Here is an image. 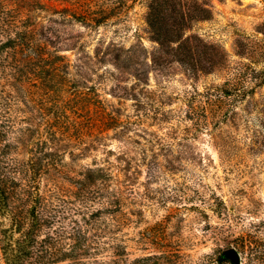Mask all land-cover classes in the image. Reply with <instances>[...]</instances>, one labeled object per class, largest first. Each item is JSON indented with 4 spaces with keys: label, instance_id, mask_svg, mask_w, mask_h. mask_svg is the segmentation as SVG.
<instances>
[{
    "label": "rangeland",
    "instance_id": "obj_1",
    "mask_svg": "<svg viewBox=\"0 0 264 264\" xmlns=\"http://www.w3.org/2000/svg\"><path fill=\"white\" fill-rule=\"evenodd\" d=\"M196 1L211 13L189 32L206 51L205 64L217 48L226 52L224 68L193 72L157 50L147 28L149 0H11L17 25L34 29V40L48 38L45 50L57 64L38 82L7 80L26 110L16 126L29 128L10 156L55 159L42 163L35 181L45 197L50 189L59 220L46 230L102 211L105 197H78L73 185L90 170L115 202L113 217L103 213L111 226L94 232L115 231L129 257L158 255L172 240L178 257L159 264H255L235 240L247 233L261 239L264 252V83L231 107V97L220 101L214 90L243 78L241 48L263 38L264 0ZM252 55L255 67L264 66L260 53ZM229 248L238 263L224 254Z\"/></svg>",
    "mask_w": 264,
    "mask_h": 264
},
{
    "label": "trees",
    "instance_id": "obj_2",
    "mask_svg": "<svg viewBox=\"0 0 264 264\" xmlns=\"http://www.w3.org/2000/svg\"><path fill=\"white\" fill-rule=\"evenodd\" d=\"M10 3H12L11 0H0V85L2 86L0 116L3 117L0 118V258L2 262L4 264H151V261H154L153 264H159L174 262L173 258L178 257L180 244L172 240H166L164 245L167 249L158 255L129 257L121 243V236H118L115 231L111 232L114 233L112 235H105L101 231L94 232V228L106 229L111 226L112 219H106V215L113 217L115 202L106 193L107 186L103 187L104 193L102 185L99 186L97 180L90 174V170L87 174H83L81 179L76 180L77 185H73L78 191L76 193L78 197L86 195L88 200H101L105 197L106 199L102 200V204H105L102 211L97 208L95 212L85 216L86 218L81 216L83 222L74 220L66 228L58 226L52 230H46L48 224L57 221L54 214L55 204L47 196L50 189L45 190V197L35 187V181L42 172L44 166L42 163L47 164L55 159L54 156L41 152L37 155L31 153L25 163L10 156L12 143H16L19 139L18 135L26 134L29 128L16 126V123L26 122V110L22 107L18 87L7 80L18 75L21 78L32 77L34 82H38L42 77L41 72H51L57 68V64L53 63L50 53L45 50L49 45L48 38L47 40L40 38L34 40V29L28 30L17 25L16 22L21 21V17L17 14L19 9L12 7ZM170 13L173 15L167 16ZM210 13L209 6L196 0H149L146 15L147 28L149 34L157 42V50L175 55L177 60L185 65V68L189 67L193 72L195 68H203L206 72H210L226 67V52L217 48L215 54L207 59L208 64H205L203 61L207 53L205 50H198L197 38L194 33L189 32L194 23L207 19ZM171 18L175 23H169ZM260 32L263 38L258 39L261 41L259 45L246 43L243 47L245 49L241 48V53L245 54L243 57L247 61L240 63L239 68L242 67V71H238L237 74L243 78L225 82L214 89L217 99L221 98L220 101L231 97L230 107L231 104L233 105L232 102L245 99L257 86L264 83V66L255 67L259 58L254 59L252 55V53H260V58L264 60V31ZM200 54L204 56L203 60L199 58ZM227 67L228 71L236 69L233 68L234 66L230 68L228 64ZM2 79H6L5 85L4 81L1 82ZM14 80L17 81L18 78ZM6 84L11 88H8ZM44 95L47 97L46 92L40 91L39 96L42 100L45 98ZM43 107L45 110L49 108H46V104H42L40 109L42 110ZM232 109H225L224 114L228 111L232 112ZM51 123L46 122L48 128ZM50 131L54 132L52 129ZM45 136L49 137L47 134ZM13 140L14 142H11ZM43 141L46 142V139ZM106 212L107 214H103ZM93 221L97 224L95 225ZM235 240H238L240 245L238 250L242 253L245 252L244 246L247 245L250 262L264 264L261 239L253 233H247ZM140 242L142 243V240ZM216 259L222 261V254Z\"/></svg>",
    "mask_w": 264,
    "mask_h": 264
},
{
    "label": "water",
    "instance_id": "obj_3",
    "mask_svg": "<svg viewBox=\"0 0 264 264\" xmlns=\"http://www.w3.org/2000/svg\"><path fill=\"white\" fill-rule=\"evenodd\" d=\"M224 254H225L226 256L231 257V258H232L233 260H235L237 263H238L239 260H240L239 253H238L235 249H233V248H229V249H227V250L224 252Z\"/></svg>",
    "mask_w": 264,
    "mask_h": 264
}]
</instances>
